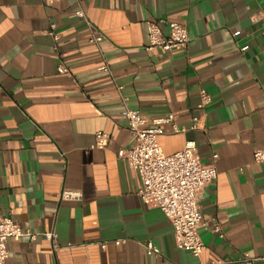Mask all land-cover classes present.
<instances>
[{
	"label": "crops",
	"instance_id": "1",
	"mask_svg": "<svg viewBox=\"0 0 264 264\" xmlns=\"http://www.w3.org/2000/svg\"><path fill=\"white\" fill-rule=\"evenodd\" d=\"M82 7L104 36L98 45L75 15L76 0H0V217L35 236L9 240L7 264H198L176 247L173 225L141 200L139 174L117 156L133 143L126 107L147 128L176 116L158 139L166 155L193 141L204 164L218 156L217 181L200 201L202 260L264 258V165L254 160L264 150V29L252 21L264 16V0ZM149 21L183 25L187 47L147 51ZM201 90L212 97L205 112ZM195 117L201 130H192ZM99 132L111 136L106 150L93 149ZM63 190L82 197L61 201Z\"/></svg>",
	"mask_w": 264,
	"mask_h": 264
},
{
	"label": "built area",
	"instance_id": "2",
	"mask_svg": "<svg viewBox=\"0 0 264 264\" xmlns=\"http://www.w3.org/2000/svg\"><path fill=\"white\" fill-rule=\"evenodd\" d=\"M55 1L57 0H48V3L52 4ZM82 2L83 0H76L75 15L77 18L85 20L90 28V42L98 45L104 40V36L88 20ZM252 21L261 22L264 29V16L261 18L255 16ZM165 23L164 21L147 22L149 35L147 51L173 52L187 47L189 43L187 29L177 23ZM164 25L168 27V33L164 32ZM55 39L58 37L55 36ZM101 71L108 72L109 68L105 66ZM58 72L69 74V69L65 65H60ZM211 104V95L206 90H201L199 110L205 112ZM123 116L128 121V130L133 136V143L129 148L119 150L117 156L120 160L129 162L139 174L142 183L139 192L141 200L162 212L173 225L176 247L179 250L190 252L198 259V264H255L264 260V258H252L248 255L227 263H206L202 260L206 247L200 234V229L204 225L200 201L206 189L217 181L218 156H213L211 164H204L196 143L193 141L188 142L182 151L166 155L162 151L158 139L164 135L162 126L172 124L176 119L173 114L161 120H154L152 128L146 127L147 121L137 111L126 107ZM201 125L200 118H193L192 130H201ZM174 127L175 133L185 132V130ZM110 144L111 136L99 132L96 134L93 149L106 150ZM254 160L257 164L264 165V150L255 151ZM81 197L82 195L75 191L63 190L61 193V201H79ZM212 231L223 236L222 229L218 224L212 227ZM25 236L35 238L30 233L26 234L12 217H0V264H7L10 258L8 241L11 239L19 241ZM45 237L52 243L54 250L59 249L56 234H46ZM146 249L150 255H160V251L151 243L146 246Z\"/></svg>",
	"mask_w": 264,
	"mask_h": 264
}]
</instances>
